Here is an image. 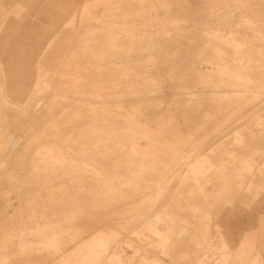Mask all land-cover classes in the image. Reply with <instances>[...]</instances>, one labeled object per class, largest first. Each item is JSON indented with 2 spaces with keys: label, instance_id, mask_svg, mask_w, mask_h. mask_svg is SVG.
<instances>
[{
  "label": "rangeland",
  "instance_id": "1",
  "mask_svg": "<svg viewBox=\"0 0 264 264\" xmlns=\"http://www.w3.org/2000/svg\"><path fill=\"white\" fill-rule=\"evenodd\" d=\"M74 19L85 84L78 94L50 78L18 108L35 119L58 102L8 154L17 149L18 167L0 165V264H80L100 233L112 240L90 264L213 263L223 232L235 247L264 217V0H89ZM46 145L53 151L34 160ZM202 153L253 169L227 172L232 200L210 207L188 171L180 182ZM252 178L259 189H246Z\"/></svg>",
  "mask_w": 264,
  "mask_h": 264
},
{
  "label": "crops",
  "instance_id": "2",
  "mask_svg": "<svg viewBox=\"0 0 264 264\" xmlns=\"http://www.w3.org/2000/svg\"><path fill=\"white\" fill-rule=\"evenodd\" d=\"M97 2L99 3V0ZM88 11L89 0H0V165L9 163L10 168L18 167L17 149L14 150L10 161L7 159L8 154L17 145L20 136L24 138L29 135L32 138L33 120L35 126L42 125L41 122L49 119L48 113L55 109L58 102L52 101L53 108L51 106V110L45 111L35 119L32 115L25 116L24 113H19V106L28 104V101L32 100L46 84L51 86L50 78L54 83L53 88H73L77 90L74 93L78 94V90L83 89L85 79L82 78V72L86 64V52L78 45L83 34L71 25L75 23V15H86ZM67 25L71 28H59ZM67 56L70 57L66 58ZM32 143L31 139V146ZM26 150L27 144L22 143L21 152L24 153ZM201 157L203 161L195 160L189 164L180 174L179 180L182 182L185 172L188 171L193 181L187 180L186 183L191 182V188L195 187L204 199L209 200L210 207L215 206L217 198L224 194H226L224 201L232 200L230 197L232 192L227 185L228 171L233 170L240 177L248 174V170L253 171L251 166L240 163L226 166L227 160L215 161L204 153ZM23 161L21 159V162ZM206 161L212 164L214 169L227 168V171L219 174H223L225 179L222 187L217 190L214 189V185L219 175L209 171L210 166ZM169 167L167 182L170 183V173L172 171L174 174L177 173L178 168L177 164L175 166L169 164ZM161 181H165L164 178H161ZM261 184L262 182L252 178L248 181L246 189H259ZM246 197L248 196L244 195L234 199L236 209L237 203H242ZM190 207L195 212L201 209L197 205ZM178 208L176 212L181 217L183 212L178 211ZM211 215L210 213L206 215L204 221H209ZM220 217L223 218V215ZM183 223L182 232L186 228L189 230L193 222L185 218ZM257 224V227L244 231L239 236L235 247L232 245L234 238L222 231L221 246L226 252L219 253L215 264H254L258 259L264 262V217L258 215ZM218 228L220 229V226ZM201 235L205 236L204 233ZM217 250L221 249L218 247Z\"/></svg>",
  "mask_w": 264,
  "mask_h": 264
},
{
  "label": "bare ground",
  "instance_id": "3",
  "mask_svg": "<svg viewBox=\"0 0 264 264\" xmlns=\"http://www.w3.org/2000/svg\"><path fill=\"white\" fill-rule=\"evenodd\" d=\"M99 1H102V0H99ZM131 7V5H130ZM129 7V8H130ZM127 7V9H129ZM261 34H263L261 31H258L256 33V36L259 37ZM246 60V61H245ZM247 62L248 65H250L252 63V59L249 58H241L240 59V62L243 64V62ZM258 62V61H257ZM264 64V62H262ZM258 64L262 65L261 63L258 62ZM259 79H263L264 80V73H262L258 78L257 80ZM249 82H254L253 78L250 79L248 78ZM49 86V84H47V87ZM51 88V87H50ZM195 108V107H194ZM198 111V110H197ZM204 112V111H203ZM45 113V112H44ZM42 123V122H41ZM190 123V122H189ZM188 123V124H189ZM187 131V130H186ZM178 149V148H177ZM51 151H53V146H50V145H46V146H43L41 150L37 151V153L34 155V160L36 159H39L43 156H47L51 153ZM188 158V157H187ZM186 158V159H187ZM96 160H101L100 158H95ZM185 159V160H186ZM106 160V159H105ZM198 161H203V159H197ZM184 163V162H183ZM187 164V163H186ZM167 167V166H166ZM165 167V168H166ZM188 175V174H187ZM186 175V177H187ZM168 180V179H167ZM127 189V188H126ZM38 191V190H37ZM227 193V191H226ZM228 195V194H227ZM111 237L112 235H109L107 233H100L98 234L96 237H92L90 239H88V241L86 242L85 244V248H86V254L84 256L81 257V262L80 264H90V261L91 260H94V259H100L102 258L104 255H105V252L108 250V247L110 245V242H111ZM113 260L117 261V262H121L120 258L118 255H113L111 257Z\"/></svg>",
  "mask_w": 264,
  "mask_h": 264
}]
</instances>
